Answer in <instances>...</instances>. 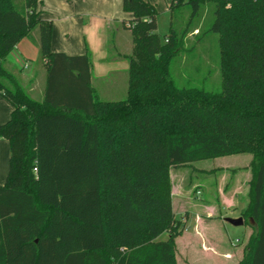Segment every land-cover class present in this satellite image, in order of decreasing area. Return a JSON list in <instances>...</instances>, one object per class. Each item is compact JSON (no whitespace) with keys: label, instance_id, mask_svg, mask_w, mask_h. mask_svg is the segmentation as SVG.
<instances>
[{"label":"trees","instance_id":"trees-1","mask_svg":"<svg viewBox=\"0 0 264 264\" xmlns=\"http://www.w3.org/2000/svg\"><path fill=\"white\" fill-rule=\"evenodd\" d=\"M17 1L0 0V95L12 105L0 124L9 146L0 264H177L184 223L174 215L170 169L236 154L251 155L241 216L254 227L237 264H264V0L171 1L169 9L187 3L191 18L214 4L216 92L178 86L170 74L188 26L162 38L152 3L122 0L132 47L119 100L99 98L88 53L51 50L41 0ZM30 36L44 66L41 99L7 62Z\"/></svg>","mask_w":264,"mask_h":264},{"label":"rangeland","instance_id":"rangeland-1","mask_svg":"<svg viewBox=\"0 0 264 264\" xmlns=\"http://www.w3.org/2000/svg\"><path fill=\"white\" fill-rule=\"evenodd\" d=\"M148 1L155 6L158 12L156 32L162 38L169 34L171 26L178 33H181L188 26L181 49L170 62V74L176 84L219 91L221 89V72L218 35L210 29L214 20L213 2H204L198 14L191 18V9L187 3L169 9L172 0ZM16 2L18 1L16 0ZM109 33L106 46L108 59L115 56L110 41L111 29ZM26 38L37 48L36 41L32 36ZM37 50L31 58L32 60H29L31 66L26 69L19 68L20 84L26 90H28L26 75L30 74L31 68L34 66L43 64ZM42 67L44 68L43 65ZM109 79H101L98 74L92 72V85L94 87ZM31 95L35 99L42 98L37 93ZM98 96L101 100H119L126 97V92L117 94L98 93ZM250 159V154L228 155L197 160L189 163L186 167L171 169L175 195L177 189L182 191L184 202H179V195L173 198L174 215L184 223L182 234L175 240L177 264H236L242 258L248 237L254 232V227L247 219L245 222L243 219V223L237 226L224 221V218L240 217L241 208H221V216L216 217V220H211L213 228L211 230L200 229L198 232L194 228L198 207L194 205L220 204V194H224L226 190L224 184L230 181L229 176L233 171L239 172L237 176L243 177L242 179L244 176H248V173L244 171ZM224 166L230 168L229 172H224ZM244 191H246L245 186ZM184 211L187 212L186 215L183 213ZM186 217H188L187 220ZM167 235V232H163L159 239H166ZM227 254L230 255L229 258L225 256Z\"/></svg>","mask_w":264,"mask_h":264},{"label":"crops","instance_id":"crops-1","mask_svg":"<svg viewBox=\"0 0 264 264\" xmlns=\"http://www.w3.org/2000/svg\"><path fill=\"white\" fill-rule=\"evenodd\" d=\"M39 8L42 10L41 17L52 21V51L63 52L67 55L88 53L92 62V72L98 74L101 79L110 78L102 84L98 83L97 87L93 86L97 94L126 92L128 65L123 54H128L131 51L132 42L130 31L125 26L128 24V20L132 18V13L124 11L122 0H41ZM110 29V41L115 52V56L111 57L112 59L106 57ZM37 49L26 37H23L7 55V62L16 69H26L31 66V58L36 54ZM24 65L27 67L25 68ZM25 78L30 81V93H37L42 96L45 78L42 65L31 68L30 74L26 75ZM11 111L12 105L0 95V124L8 120ZM8 157V141L0 138V185L4 184L6 179ZM171 169L170 179L174 211L173 198L175 196L179 195V202H184L182 191L177 189L175 195ZM229 169V167L224 166V172H229ZM244 172L248 173L244 179L237 176L239 173L237 171H233L229 176L230 181L224 184L226 190L224 194H220V204L194 205L198 207L194 225L198 232L200 229L211 230L213 228L211 220L221 216V208L240 207V213L242 212L247 200L248 181L251 177L250 169L247 166ZM244 186L246 191H244ZM183 213L187 214L186 211ZM225 256L229 258L230 255Z\"/></svg>","mask_w":264,"mask_h":264},{"label":"water","instance_id":"water-1","mask_svg":"<svg viewBox=\"0 0 264 264\" xmlns=\"http://www.w3.org/2000/svg\"><path fill=\"white\" fill-rule=\"evenodd\" d=\"M225 220H226L227 222H229L230 224L235 225V226H237V225H241V224L243 223V219H242V217H237V218H225Z\"/></svg>","mask_w":264,"mask_h":264},{"label":"built area","instance_id":"built-area-1","mask_svg":"<svg viewBox=\"0 0 264 264\" xmlns=\"http://www.w3.org/2000/svg\"><path fill=\"white\" fill-rule=\"evenodd\" d=\"M24 67L26 68V67H27V65H24ZM197 193H199V191H197Z\"/></svg>","mask_w":264,"mask_h":264}]
</instances>
